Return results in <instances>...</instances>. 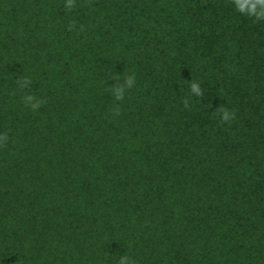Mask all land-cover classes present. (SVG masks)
Returning a JSON list of instances; mask_svg holds the SVG:
<instances>
[{"label":"trees","instance_id":"obj_1","mask_svg":"<svg viewBox=\"0 0 264 264\" xmlns=\"http://www.w3.org/2000/svg\"><path fill=\"white\" fill-rule=\"evenodd\" d=\"M74 4L0 0V264H264V19Z\"/></svg>","mask_w":264,"mask_h":264},{"label":"clouds","instance_id":"obj_2","mask_svg":"<svg viewBox=\"0 0 264 264\" xmlns=\"http://www.w3.org/2000/svg\"><path fill=\"white\" fill-rule=\"evenodd\" d=\"M234 5L235 10L249 17H255L256 19H264V0H231ZM75 6L74 0H66V7L68 9H72ZM117 81L121 80L120 76L115 78ZM26 82L28 78H25ZM136 84V78L134 74L126 75L123 78V83L117 82L111 87L112 95L115 97L117 101L123 100L127 90L133 88ZM23 87V85H22ZM191 92L197 96L200 93L199 84L193 82L191 84ZM25 103H27L33 110H35L40 101L35 97L29 95L24 97ZM222 119L224 121H231L234 118V113L228 111L227 109H222ZM7 140L6 135H0V144H3ZM118 264H135V261L131 259L129 256L124 255L120 256L118 260Z\"/></svg>","mask_w":264,"mask_h":264}]
</instances>
